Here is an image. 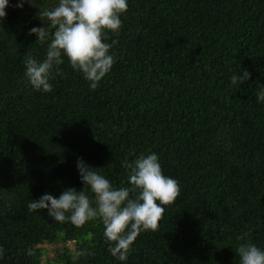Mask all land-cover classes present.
Returning <instances> with one entry per match:
<instances>
[{
  "label": "trees",
  "instance_id": "1",
  "mask_svg": "<svg viewBox=\"0 0 264 264\" xmlns=\"http://www.w3.org/2000/svg\"><path fill=\"white\" fill-rule=\"evenodd\" d=\"M17 2L0 22V264H239V243L264 249V0H128L98 87L65 59L48 93L26 83L23 61L44 58L49 40L29 33L57 0ZM239 71L250 79L234 85ZM152 152L180 194L125 262L99 219L28 210L84 188L78 159L119 187L124 162Z\"/></svg>",
  "mask_w": 264,
  "mask_h": 264
},
{
  "label": "clouds",
  "instance_id": "2",
  "mask_svg": "<svg viewBox=\"0 0 264 264\" xmlns=\"http://www.w3.org/2000/svg\"><path fill=\"white\" fill-rule=\"evenodd\" d=\"M25 4L33 5V2L18 0L15 7L22 10ZM8 7L9 0H0V22L6 17ZM127 8L128 0H57L54 7L40 9L38 16L44 26L31 28L29 34L35 35L37 41L49 42L42 60L27 55L23 61L26 83L34 91L50 92L51 81L66 59L73 71L80 73L89 88L95 90L112 70V44L105 41L109 33L118 34L121 16ZM49 28L54 29L51 34ZM249 79L247 71H239L231 76V83L243 85ZM256 98L257 103L264 102V86L259 87ZM76 166L84 185L82 190L70 187L58 198L45 193L32 199L28 210H45L54 222L69 221L77 227L99 219L112 257L127 261L138 236L156 231L165 206L179 196L178 181L163 174L154 152L141 153L132 162H124L127 186H115L83 159H78ZM245 235L236 239L243 241ZM234 250L239 264H264V249L254 243H239Z\"/></svg>",
  "mask_w": 264,
  "mask_h": 264
},
{
  "label": "rangeland",
  "instance_id": "3",
  "mask_svg": "<svg viewBox=\"0 0 264 264\" xmlns=\"http://www.w3.org/2000/svg\"><path fill=\"white\" fill-rule=\"evenodd\" d=\"M53 253V252H52Z\"/></svg>",
  "mask_w": 264,
  "mask_h": 264
}]
</instances>
